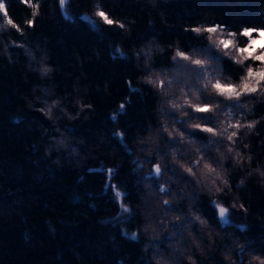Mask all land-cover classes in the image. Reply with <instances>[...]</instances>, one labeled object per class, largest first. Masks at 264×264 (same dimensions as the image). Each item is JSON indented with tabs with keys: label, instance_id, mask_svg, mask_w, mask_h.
Returning <instances> with one entry per match:
<instances>
[{
	"label": "trees",
	"instance_id": "1",
	"mask_svg": "<svg viewBox=\"0 0 264 264\" xmlns=\"http://www.w3.org/2000/svg\"><path fill=\"white\" fill-rule=\"evenodd\" d=\"M0 2L23 31L21 35L7 25L0 14V264H260L253 257L264 259V86L237 102L217 96L211 86L201 91L203 77L188 81L187 97L182 84L168 89L167 79H178L171 61L176 48L207 59L199 49L211 44L208 33L185 29L220 24L224 32L212 40L228 38L233 31L234 43L246 47L240 32L264 26V0H66L69 16L58 0ZM37 3L38 15L29 27L26 22L35 11L31 5ZM97 10L116 23L103 24ZM260 48L264 46L251 51ZM217 51L222 63L210 61L204 74L213 82L238 83L242 67L258 65H238ZM229 52L236 55L231 48ZM44 67L51 71L42 74ZM148 69H155L153 79L166 80L167 96L146 83ZM184 99L213 104L214 112L195 116L208 115L216 123L193 119ZM170 101L181 107L172 109ZM235 103L247 107L229 115L226 105ZM172 113L188 121L189 131H194L192 123L227 127L239 120L256 126L237 130L234 145L222 141L209 146L205 137H221L208 133H199L189 144L186 133L173 146L157 127L179 128ZM113 133L123 134V145ZM157 148L168 155H157ZM201 155V169L194 168L191 177L198 183H190L180 165L191 166ZM204 162L212 163L228 185L203 169ZM154 163L175 167L179 176L163 171L158 181L147 179ZM104 169L113 170L110 181ZM213 179L223 192L216 191ZM106 183L127 195L114 198L115 189ZM157 185L172 195L161 194ZM164 199L180 210L167 211ZM211 201L229 209L228 224L219 223ZM125 206L135 215L123 213ZM173 224L184 225L182 234Z\"/></svg>",
	"mask_w": 264,
	"mask_h": 264
},
{
	"label": "snow or ice",
	"instance_id": "2",
	"mask_svg": "<svg viewBox=\"0 0 264 264\" xmlns=\"http://www.w3.org/2000/svg\"><path fill=\"white\" fill-rule=\"evenodd\" d=\"M24 3L28 4L29 0H23ZM59 6L63 9L65 5V0H58ZM35 11L32 13L33 19L28 20L26 23L30 27L33 25V21L36 15H38L39 11V5L37 4H32L31 5ZM0 14L5 18V22L7 25L11 26L12 28L16 29L18 33L21 35L23 34L22 29L17 25L9 16H8V10L6 7V4L3 2H0ZM95 15L100 18V21L103 22V24L106 25H113L116 23L113 19H110L108 14L103 11V10H97L95 12ZM3 26L0 25V28ZM90 27H96V25H90ZM119 28H124L125 25L123 23H118ZM102 30V26H101ZM184 31H192L194 33H208V37L206 39L211 40V44L207 46L206 48H200L199 51L201 52L202 55L206 56L207 59H201V58H193L192 55L188 54V50H180L179 48L175 49V54L171 56V61H172V70L174 72H180L185 75V81L182 82L179 79H167V88L170 89L173 87L174 84L176 85H183L180 88L181 93L187 97L188 93L184 91V87H189L191 88L192 85L187 83L188 81H194L198 80V78L203 77L206 79V83L203 84L202 88L200 89L201 91H206V89L211 86L212 90L216 93L217 96L224 98V100L227 101H237L239 102L242 96H252V94H255L261 90V87L264 86V48L256 49L254 51H250L253 49V45L255 44L256 40L260 39L262 36H264V26L259 27V28H250V27H244L242 28L240 35L245 38V43L246 47H238L235 43L233 38L237 35L236 32L229 31L227 33L228 38H223L221 35L220 38H217L215 40H212V37L216 33H221L223 34L224 32V27L220 24H215L214 26H209V27H195L191 29H185ZM253 33H256V36L253 37ZM16 47H24L23 44H15ZM232 49L236 55L232 56L231 53L229 52V49ZM217 49L222 50L223 53H226L230 59L234 60V62L238 65H246V62L252 61V62H258V65L256 68L252 66V64H247L245 67H242L240 69L241 72L244 74L239 77L238 83H222L220 79H215L213 82L212 79H209L205 77V73L208 71L207 65L210 63V61H216L217 63H222V60L220 59L221 57V52L217 51ZM162 51V50H161ZM259 54H256V53ZM28 55H32L31 52L29 51L27 53ZM136 55L139 57L141 54L136 53ZM148 53H144V58L147 59ZM34 58V57H33ZM179 61H184L188 63H179ZM51 69L48 67H44L42 69V74H47L50 72ZM149 75L145 77L146 83L149 85H152L153 87L159 89V95L160 96H167L168 91L166 89V80L163 78H160L157 76L155 79L152 78L151 73L155 71V69H148ZM161 71H167L166 69H161ZM191 74V75H188ZM128 86L131 89V82H128ZM195 86H199L198 84ZM134 92H139V89H134ZM193 95H196V93H193ZM198 98V97H197ZM57 102H53L51 106L48 107L47 110V115H51L52 112V107H55ZM184 106H187L192 110L193 119L197 120H208L211 123H216V121L208 116V115H201V116H195V113H201V114H207L214 112V106L211 103H193L191 99H184ZM170 106L172 109H178L181 107V105L170 101ZM215 107H219V104H217ZM242 107H247L246 104L241 105L240 103H235V104H228L226 105V109L228 111V114L230 115L233 109H236L239 111ZM40 111H44V109H40ZM161 111L163 112L164 109L161 108ZM119 112L121 115L126 114L124 111V105L121 104L119 106ZM189 113L185 112L184 116H188ZM114 121L116 120V116L113 115L111 117ZM170 118L173 119L174 124H178L180 127L175 128L170 130L167 125L165 124H160L157 127L160 129H163V132L167 133V136L165 137V140L168 144L173 145V146H179L183 142V138L185 137V134L190 137L188 140L189 144L194 143V138L199 134V133H208L211 134L213 137H221V140H216L213 141L210 138L205 137L208 141V145L210 146L213 143H221L222 141H227L230 143V145H234L236 142V138L238 137L239 133L237 130L241 128H249L253 129L256 126L255 122H250L247 124L241 123V121L237 120L235 123L229 122L227 124V127L223 126H218V127H210L207 124H201V123H192L189 127L193 129L194 131H189L188 127H185V125L188 124V121L185 119H182L178 116H176L175 113H172ZM264 119V117H262ZM183 129V131H181ZM228 129H234L233 131L229 132ZM174 133H178L180 139H177ZM113 136L116 137V139L123 145V134L122 133H113ZM62 143V142H61ZM244 147H247V145H244ZM227 152L231 153L233 152V147L232 146H226ZM199 151V149H197ZM205 151H207V147L205 148ZM157 155L159 156H166L168 155L167 153L160 152L159 148H157ZM171 156L173 159L176 157V151L175 147H173L171 151ZM236 158L240 159L242 162V157L239 152L236 154ZM203 159V156L201 155L200 158L195 159L192 162L191 166H185V165H180V167L183 169L184 172H186L188 177V181L190 183H193L194 181L191 180V177H194L196 173L194 172V168L197 170L201 169V160ZM146 163H152L151 159H146ZM136 163H140L139 160L136 161ZM203 169H206L209 174L215 173L217 179L222 180V182L225 185H228V180L224 179L223 176L220 175L219 172H217V169L213 167L212 163L204 162L202 165ZM163 171L166 172H171L173 176H179V172L175 167H166L164 169L161 168V165L159 163H154L152 164V172H150L147 175V179H153V180H159L162 178L161 173ZM104 173L106 174V180H109L112 178L114 175V172L112 169H104ZM261 175H264V172L261 173ZM198 183V182H194ZM241 184H243V180L240 181ZM212 185L215 186L216 191L218 192H223L224 189L221 188L219 185L216 184V179L212 180ZM106 188H114V185H111L110 183H106L105 185ZM158 191L161 194H165L168 196L172 195V192L170 189H168L164 185H157ZM121 195H127L121 194L118 191L114 193V198L119 197ZM163 205L165 206V209L167 211H179L180 208L179 206H173L172 204L169 203V200L164 199L162 201ZM214 209H217L218 212V217H219V223L221 224H228L229 223V209L224 206H218L216 201H211L210 202ZM241 208H243V205H240ZM122 212L125 214H128L129 216H134L135 213H132L131 209L128 207H123ZM177 220H179V217H177ZM196 220H199L201 224L206 223L205 220H202L199 216L196 217ZM151 226V225H149ZM172 227L176 230L178 234L181 233V229L184 227L183 224H173ZM125 235H128L130 239L136 240L139 239L138 234H128L125 232ZM191 259V257H190ZM261 264H264V261H261Z\"/></svg>",
	"mask_w": 264,
	"mask_h": 264
},
{
	"label": "rangeland",
	"instance_id": "3",
	"mask_svg": "<svg viewBox=\"0 0 264 264\" xmlns=\"http://www.w3.org/2000/svg\"><path fill=\"white\" fill-rule=\"evenodd\" d=\"M63 12L65 13L66 16H69L68 12L66 11V0H65V5H64V8H63ZM83 17L87 18L89 21H91L93 23L96 22V20L93 19L92 17H89V16H83ZM262 46H264V36H262L260 39L256 40L255 44L253 45V49H255L257 47H262ZM253 49H251V50H253ZM182 75H184V74L183 73H180V72H174V77L175 78H178L179 80H181L182 82H184L185 81V78L183 79L182 78ZM114 189H115V191H118L116 188H114ZM217 205L218 206H224V205H222L221 203H218V202H217Z\"/></svg>",
	"mask_w": 264,
	"mask_h": 264
},
{
	"label": "clouds",
	"instance_id": "4",
	"mask_svg": "<svg viewBox=\"0 0 264 264\" xmlns=\"http://www.w3.org/2000/svg\"><path fill=\"white\" fill-rule=\"evenodd\" d=\"M253 260L260 261V264H261V261H264V259H261L259 256L253 257Z\"/></svg>",
	"mask_w": 264,
	"mask_h": 264
}]
</instances>
